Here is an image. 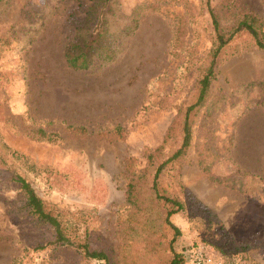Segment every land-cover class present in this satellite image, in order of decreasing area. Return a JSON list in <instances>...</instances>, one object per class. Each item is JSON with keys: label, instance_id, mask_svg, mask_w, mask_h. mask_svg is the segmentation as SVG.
Here are the masks:
<instances>
[{"label": "rangeland", "instance_id": "374dc122", "mask_svg": "<svg viewBox=\"0 0 264 264\" xmlns=\"http://www.w3.org/2000/svg\"><path fill=\"white\" fill-rule=\"evenodd\" d=\"M97 2L0 0V264L99 263L40 246L51 233L25 215L14 174L59 211L69 238L87 235L110 250L113 264L165 263L172 230L154 219L155 208L148 240L125 236L128 173L151 175L156 162L145 154L192 98L217 45L208 9L223 32L243 12L264 19V0H112L105 26L114 58L71 69L64 45L74 20ZM129 14L136 26L125 33ZM215 60L178 174L165 167L158 178L183 204L169 216L179 231L171 247L187 264L198 247L220 264H264V50L238 33ZM38 128L49 140L30 137ZM177 143L168 137L157 155ZM146 241L153 250L145 253Z\"/></svg>", "mask_w": 264, "mask_h": 264}, {"label": "trees", "instance_id": "16d2710c", "mask_svg": "<svg viewBox=\"0 0 264 264\" xmlns=\"http://www.w3.org/2000/svg\"><path fill=\"white\" fill-rule=\"evenodd\" d=\"M98 10H97V9ZM112 0H98L93 9H90L84 18L75 19V33L72 39L64 45L63 58L65 65L74 70H84L97 61L111 60L114 58V48L111 47L112 34L106 29V15L109 9H116ZM96 9V11H95ZM209 14L212 24L216 31V46L206 54L204 68L202 73L196 78L192 98L189 102L179 107L177 115L167 129V135L162 139L152 151L145 154L147 163L154 161L156 166L151 175L144 173V169L138 172L131 171L124 190V205L127 207L130 219L129 223L123 222V226L129 228L125 236H141L148 240L151 232L145 229L150 221L152 210L156 209L154 219L160 221L163 226L172 230V236L166 242L169 250V257L163 264H187L184 255L181 252H175L171 244L174 237L178 234V229L169 221V216L177 213L183 207L182 202L176 197L169 195V190L159 183V175L166 168H175V173L181 167L186 149L191 139V121L199 108L204 106L208 98L210 82L215 78L217 61L215 56L217 50L226 44L238 33H244L249 38L251 45L259 50H264V19L257 17L250 12H243L235 23L229 28L228 32H223L217 24V20L209 8ZM126 16L124 21V32H131L136 26V20L131 15ZM67 128H73L69 125ZM170 134V135H169ZM176 135L177 145L164 158L157 154L161 152L166 145L167 138ZM32 139L49 140L50 135L43 132L42 129H34L30 133ZM162 155V154H159ZM10 180L15 184L21 200V208L25 215L34 220L36 224H42L47 227L51 233V239L45 244H53L64 249L75 250L80 254V259H93L98 264H113L110 250L101 247L99 244L82 235L79 240L69 238L68 228L61 218L59 211L53 209L45 203L34 191L30 183L22 176L14 174ZM184 192V186L179 185ZM124 235V234H123ZM144 251L150 250V245L146 241ZM157 243L160 244L159 239ZM153 250V249H151Z\"/></svg>", "mask_w": 264, "mask_h": 264}, {"label": "built area", "instance_id": "2783aa9c", "mask_svg": "<svg viewBox=\"0 0 264 264\" xmlns=\"http://www.w3.org/2000/svg\"><path fill=\"white\" fill-rule=\"evenodd\" d=\"M188 264H220L212 255L205 252L202 247L196 248Z\"/></svg>", "mask_w": 264, "mask_h": 264}]
</instances>
